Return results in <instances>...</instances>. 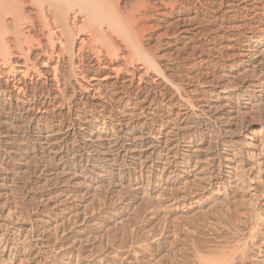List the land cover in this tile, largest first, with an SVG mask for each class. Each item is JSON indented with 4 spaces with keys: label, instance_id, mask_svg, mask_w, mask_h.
Wrapping results in <instances>:
<instances>
[{
    "label": "bare ground",
    "instance_id": "bare-ground-1",
    "mask_svg": "<svg viewBox=\"0 0 264 264\" xmlns=\"http://www.w3.org/2000/svg\"><path fill=\"white\" fill-rule=\"evenodd\" d=\"M255 95L264 0H0V264H264Z\"/></svg>",
    "mask_w": 264,
    "mask_h": 264
},
{
    "label": "rangeland",
    "instance_id": "rangeland-1",
    "mask_svg": "<svg viewBox=\"0 0 264 264\" xmlns=\"http://www.w3.org/2000/svg\"><path fill=\"white\" fill-rule=\"evenodd\" d=\"M196 59H198V56H196ZM175 60V61H174ZM179 59H176V57L174 56V59H173V61L174 62H179L178 61ZM259 75V74H258ZM259 78H260V76H259ZM255 98H253L252 100L253 101H255L256 100V95L254 96ZM252 101V106H253V108H254V106H256L255 108L258 110H256V109H253L252 108V110L251 111H253L252 113H251V111H246L245 112V110L243 109V106L241 105V103H242V101H238V106H237V108H236V110H235V113H234V115L232 116V118L233 117H235V118H230L231 120H230V122L233 124V126H232V130H234V131H232L235 135H237V136H241V135H243V133L248 129V127H249V125H255L257 128H255V130L257 129V132H259L260 131V126L264 123V115H262V114H264L263 112H264V102L262 103V102H257L256 103V101L255 102H253ZM262 105V106H261ZM259 108V109H258ZM239 110H240V112H239ZM243 110V111H242ZM255 110V111H254ZM261 111V112H260ZM238 112V113H237ZM242 112H243V114H242ZM241 113V114H240ZM250 114V115H248V114ZM262 113V114H261ZM235 114H238V115H236L235 116ZM245 115V116H244ZM262 115V116H261ZM243 118V119H242ZM260 118V119H259ZM238 119V120H237ZM262 119V120H261ZM238 122H237V121ZM258 122V124H257V122ZM233 122H235V123H233ZM239 122H241V123H239ZM252 122V123H251ZM256 123V124H255ZM249 124V125H248ZM212 125H214L215 126V128L212 126V129H213V133H214V135L217 137V138H220L219 136H221V134H222V132H221V129L219 128V125L217 124V122H215V124H214V122H212ZM236 125V126H235ZM240 126V127H239ZM236 128V129H235ZM240 130H239V129ZM238 130V131H237ZM243 130V131H242ZM236 131V132H235ZM221 132V133H220ZM220 135H219V134ZM240 134V135H239ZM260 137H261V135H260ZM33 142V143H32ZM35 142L33 141V140H31V144H32V146L33 147H35L36 146V144H34ZM31 177H32V174H31ZM28 216H31L32 214V212L29 210L28 212ZM28 216H27V218H28Z\"/></svg>",
    "mask_w": 264,
    "mask_h": 264
}]
</instances>
